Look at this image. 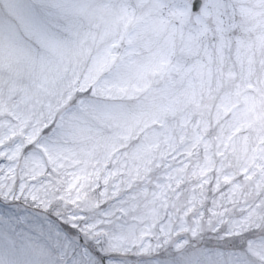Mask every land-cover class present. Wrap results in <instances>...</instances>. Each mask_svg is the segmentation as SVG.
I'll list each match as a JSON object with an SVG mask.
<instances>
[{
	"label": "snow or ice",
	"instance_id": "6c2138e0",
	"mask_svg": "<svg viewBox=\"0 0 264 264\" xmlns=\"http://www.w3.org/2000/svg\"><path fill=\"white\" fill-rule=\"evenodd\" d=\"M0 264H264V0H0Z\"/></svg>",
	"mask_w": 264,
	"mask_h": 264
}]
</instances>
